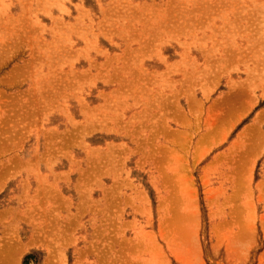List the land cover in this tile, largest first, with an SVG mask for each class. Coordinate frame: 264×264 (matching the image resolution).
I'll use <instances>...</instances> for the list:
<instances>
[{"label":"rangeland","instance_id":"rangeland-1","mask_svg":"<svg viewBox=\"0 0 264 264\" xmlns=\"http://www.w3.org/2000/svg\"><path fill=\"white\" fill-rule=\"evenodd\" d=\"M0 264H264V0H0Z\"/></svg>","mask_w":264,"mask_h":264}]
</instances>
